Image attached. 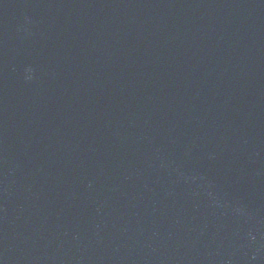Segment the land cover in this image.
Here are the masks:
<instances>
[{"label":"water","instance_id":"1","mask_svg":"<svg viewBox=\"0 0 264 264\" xmlns=\"http://www.w3.org/2000/svg\"><path fill=\"white\" fill-rule=\"evenodd\" d=\"M0 264H264V0H0Z\"/></svg>","mask_w":264,"mask_h":264}]
</instances>
